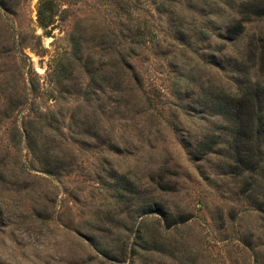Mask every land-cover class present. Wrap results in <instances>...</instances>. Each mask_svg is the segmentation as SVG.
Returning <instances> with one entry per match:
<instances>
[{"label": "rangeland", "instance_id": "374dc122", "mask_svg": "<svg viewBox=\"0 0 264 264\" xmlns=\"http://www.w3.org/2000/svg\"><path fill=\"white\" fill-rule=\"evenodd\" d=\"M254 255L264 0H0V264Z\"/></svg>", "mask_w": 264, "mask_h": 264}, {"label": "trees", "instance_id": "16d2710c", "mask_svg": "<svg viewBox=\"0 0 264 264\" xmlns=\"http://www.w3.org/2000/svg\"><path fill=\"white\" fill-rule=\"evenodd\" d=\"M259 206H260V204H259ZM259 206H258V210H259ZM254 257H255V260H254V263L255 264H263L264 263V256H262V255H254Z\"/></svg>", "mask_w": 264, "mask_h": 264}]
</instances>
